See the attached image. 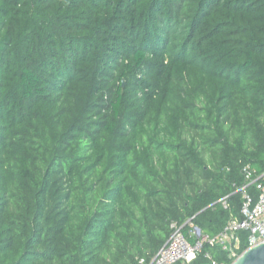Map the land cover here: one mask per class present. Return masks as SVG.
<instances>
[{"label": "trees", "instance_id": "16d2710c", "mask_svg": "<svg viewBox=\"0 0 264 264\" xmlns=\"http://www.w3.org/2000/svg\"><path fill=\"white\" fill-rule=\"evenodd\" d=\"M248 165L264 0H0V264H139L190 220L217 235Z\"/></svg>", "mask_w": 264, "mask_h": 264}, {"label": "built area", "instance_id": "2783aa9c", "mask_svg": "<svg viewBox=\"0 0 264 264\" xmlns=\"http://www.w3.org/2000/svg\"><path fill=\"white\" fill-rule=\"evenodd\" d=\"M243 173L245 184L237 190L243 196V220L232 219L222 232L214 236L204 233L192 220L188 221L187 233L184 226L173 223L167 243L150 260L141 258L139 264H192L206 245L220 247L232 260L230 264H233L247 249L264 244V172L257 173L248 165ZM250 186H254L257 196L248 191ZM241 232L247 233V247L244 251L241 250ZM205 257L212 264H228L214 260L210 253H206Z\"/></svg>", "mask_w": 264, "mask_h": 264}, {"label": "water", "instance_id": "95a60500", "mask_svg": "<svg viewBox=\"0 0 264 264\" xmlns=\"http://www.w3.org/2000/svg\"><path fill=\"white\" fill-rule=\"evenodd\" d=\"M233 264H264V244L247 249Z\"/></svg>", "mask_w": 264, "mask_h": 264}]
</instances>
